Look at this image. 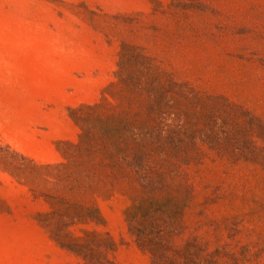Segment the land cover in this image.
Masks as SVG:
<instances>
[{"label": "rangeland", "instance_id": "obj_1", "mask_svg": "<svg viewBox=\"0 0 264 264\" xmlns=\"http://www.w3.org/2000/svg\"><path fill=\"white\" fill-rule=\"evenodd\" d=\"M0 264H264V0H0Z\"/></svg>", "mask_w": 264, "mask_h": 264}]
</instances>
